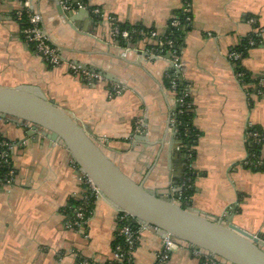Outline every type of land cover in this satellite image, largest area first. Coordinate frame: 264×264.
I'll list each match as a JSON object with an SVG mask.
<instances>
[{"label": "crops", "instance_id": "1", "mask_svg": "<svg viewBox=\"0 0 264 264\" xmlns=\"http://www.w3.org/2000/svg\"><path fill=\"white\" fill-rule=\"evenodd\" d=\"M47 1L29 0V4L45 16L52 42L66 61L92 64L91 68L100 72L98 67L114 60L121 65L116 76L136 91L126 88L121 96L111 99L108 90L114 82L105 79L86 84L72 75L69 62L56 68L48 66L22 38V24L16 17L19 0H0V87L39 88L88 126L91 136L111 150L122 170L155 194L174 200L191 172L190 209L219 220L234 216L233 223L264 239V172L244 165L248 128L264 130V86L257 94L258 83L245 84L228 59L257 28L264 30V0H85L88 8L100 9L122 26L143 27L160 35L167 32L186 1L191 5L192 23L183 33L181 75L190 93L192 126L199 139L195 156L191 152L187 160L174 148L169 184L160 177L167 162L166 134H170L168 127L176 109L166 85L171 63L151 59L148 46L153 40L116 45L111 25L90 12L91 18L74 25L95 39L68 36ZM241 66L264 79V32L261 43L247 50ZM147 110L150 117L156 111L161 113L159 121L165 129L161 146L155 132L152 134V155L146 152V143L135 140L145 131L141 127L138 133L137 123L142 119L144 124ZM152 120L157 123L158 118L153 116ZM27 132L0 117V133L19 145L13 154L15 184L0 189V264H75L77 256L103 263L111 260L120 229L119 212L97 199L86 230L67 229L65 223L83 194L80 173L64 146L42 136L30 137ZM135 144L139 147L134 148ZM186 162L189 165L185 166ZM161 250L162 238L144 232L134 264H156ZM166 264L199 262L188 251L177 250Z\"/></svg>", "mask_w": 264, "mask_h": 264}, {"label": "water", "instance_id": "2", "mask_svg": "<svg viewBox=\"0 0 264 264\" xmlns=\"http://www.w3.org/2000/svg\"><path fill=\"white\" fill-rule=\"evenodd\" d=\"M61 1L65 0H48L47 2L52 4L53 12L59 19L58 23H62V28L66 29L64 33L68 36L76 35L94 40L93 34L86 31L80 32L74 25H78V22L84 18H91L89 11L84 9L77 13L72 10L65 11ZM30 8L38 14L32 6ZM39 14L42 17L44 29L52 40L50 31L45 27V16L43 13ZM115 43L118 46L121 45L119 41ZM132 45L131 48H133ZM131 48L128 46L129 50ZM121 50L126 51L127 48ZM140 54L143 53L140 52ZM142 56L147 57L148 54L144 53ZM60 57L64 62L98 73L104 79L135 90L116 76L115 71L121 68V65L114 60L107 66L98 67L99 72L91 68L92 64L66 61L61 49ZM151 59L157 60L152 56ZM109 66L114 68L109 70L107 68ZM179 81L181 85L184 84L182 75ZM142 100L148 107L146 100ZM153 116L156 120L158 118L157 123L152 120ZM160 116H162L161 113L156 111L150 117V112L147 110L142 126L145 131L135 138L138 142L146 143V152L150 153L153 150L152 134L154 132L159 139L158 144L160 146L163 144L165 129L159 121ZM0 117L25 127L30 137L42 136L64 146L80 171L98 188V200L104 201L118 212L129 214L139 223L156 228L157 234L162 239L169 237L180 248H198L204 255L213 258L219 264H264V239L246 232L233 223L234 216L219 220L197 210L183 208L170 198H164L165 196L148 190L141 181L122 170L111 156V150L100 140L91 136L88 126L81 124L71 111L50 100L39 88L0 87ZM168 128L170 134H166L168 137L167 162L162 166L164 170L160 177L166 180L167 184L172 178V161L176 156L174 148L183 144L176 138L175 128L170 125ZM176 140L179 144H174ZM136 147H139L138 144L134 145V148ZM183 157L184 160L188 159L186 154H183ZM187 165H189L188 162L185 163V166Z\"/></svg>", "mask_w": 264, "mask_h": 264}, {"label": "built area", "instance_id": "3", "mask_svg": "<svg viewBox=\"0 0 264 264\" xmlns=\"http://www.w3.org/2000/svg\"><path fill=\"white\" fill-rule=\"evenodd\" d=\"M21 8L16 11V17L19 20L24 19L25 27L22 28L21 34L24 42L32 47L36 56L43 60L51 68L59 67L64 63L60 57V49L52 42L48 33L44 29L41 15L35 14L29 4V0H19ZM65 11L88 10L91 14L104 19L112 27V41L120 43L133 42L134 40H153L154 46L148 48V53L152 57L159 60H168L171 63V70L167 74L166 79L169 80V91L175 98L176 109L170 119V127L175 128V136L178 140H189L191 135V129L188 123H184L179 117L184 115L188 110H191L192 104L190 101V93L188 88L179 90L180 75L184 68L182 61V48L178 47V42L173 38V34L163 36L158 34L155 30H145L141 28H133L131 30H123L117 23L116 19L110 15L104 14L100 9H90L82 0H65L62 5ZM186 11H189L191 5L188 1L185 3ZM187 25H191L192 18L189 16L186 19ZM251 23L255 24L256 20L251 19ZM181 22L177 19H173L171 26L174 28L179 27ZM264 30L257 28V36H261ZM249 45L251 47L256 45V42L250 38ZM167 54V55H166ZM243 58V53L238 52L236 49L232 50L228 59L236 70ZM69 70L72 75L79 77L84 83L92 85L96 82H103L105 79L98 73H93L81 69L76 65L69 64ZM237 77L240 80H244L245 74L242 72L237 73ZM264 86V79L257 84V94H261V87ZM126 91L125 87L118 84H110L108 90V96L114 99L121 96ZM143 125V120H139L137 123V132L140 133V128ZM106 141V140H102ZM246 141L252 144H261L264 142V136L261 134L251 132L248 128L246 133ZM182 142V141H181ZM19 148V145L5 138L0 133V189H8L14 186L16 181V171L13 164V154ZM178 151L183 152L186 146L184 144L177 147ZM189 158L192 156L191 150L185 153ZM263 157L257 161H252L251 157L244 163L246 167L263 166ZM76 170L80 173V182L82 184L83 194L81 200L72 209L71 215L65 223V227L70 230L85 231L89 225L90 218L94 213V205L99 197V190L94 183L83 174L79 167L73 162ZM192 174L191 172L184 178V182L181 184L177 196L174 198V202L183 208H190L187 203V193L192 189ZM119 234L121 243L117 244L113 248L112 259L103 263L96 259H88L82 256L76 257L75 264H134V256L136 250L141 241L144 232H154L157 234L158 230L154 227L144 225L135 221L129 214L125 212H119L118 217ZM177 250H186L191 256L199 262V264H219L213 258L204 255L198 248L184 249L174 244L169 237L162 239V250L158 254V260L156 264H166L172 254Z\"/></svg>", "mask_w": 264, "mask_h": 264}, {"label": "trees", "instance_id": "4", "mask_svg": "<svg viewBox=\"0 0 264 264\" xmlns=\"http://www.w3.org/2000/svg\"><path fill=\"white\" fill-rule=\"evenodd\" d=\"M82 1L84 3H86L85 0H82ZM189 16L191 17V11H190V9H189V11H186V7L184 9H181L178 12H176V14L174 15L173 19L179 20L181 22L180 26L177 27V28L172 27L171 26V23L173 21V19H172L170 21L169 25H168L167 32L163 35V36H167L169 34H173V36H174L173 38L176 40V42H178V47L179 46L183 47V33L186 32L189 29V27H190V25H187V22H186V19ZM20 21H21V24H22V28L25 27L24 19H22ZM120 27L123 30H131V29H133V28H127V26H122V25H120ZM136 28L149 30V29H146V28H143V27H136ZM250 38H252L256 42V45L253 46V47L258 46L261 43V36H257L255 34H252L250 36ZM250 38H247L240 47L236 48V50L238 52H242L243 53V56L246 54L247 50H249L250 48H253V47H251L249 45V39ZM153 44L149 45L148 48H152L154 46ZM236 72L237 73L238 72H242V73L245 74L244 83L247 84V85L257 84L261 80V77H257L255 75H253L252 73H249L248 71H246L241 66V62L237 66ZM166 85H167L168 88L170 87L169 80H167V79H166ZM185 86H186L185 84L181 85L179 83V90L180 89H184ZM180 119L185 124L186 123L189 124L190 129H191V135H192V137L189 140H182L181 139L182 143L186 146V148H184L183 152L187 153L188 149H190L192 154L195 156V148H196L197 143H198L199 133L192 126V120H193L192 110H188L184 115L179 117V120ZM249 130L251 132H255V133H258V134H261L262 136H264V130L261 129L260 127L252 126V127L249 128ZM247 150H248L249 157H251V160L252 161H257V160L261 159L262 156H264V142L261 143V144H258V145L257 144H252L250 142H247ZM263 160H264V157H263ZM250 169L252 171H255V172H264V164H263V166H252ZM192 178H194L193 175H192ZM189 192L187 194H189ZM77 204H78V202H77ZM121 242H122L121 239L118 237L116 239L115 243H114V246L119 244V243H121Z\"/></svg>", "mask_w": 264, "mask_h": 264}]
</instances>
